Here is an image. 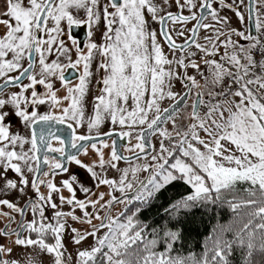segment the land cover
I'll return each instance as SVG.
<instances>
[{
    "label": "snow or ice",
    "instance_id": "1",
    "mask_svg": "<svg viewBox=\"0 0 264 264\" xmlns=\"http://www.w3.org/2000/svg\"><path fill=\"white\" fill-rule=\"evenodd\" d=\"M0 217V264H264V0H0Z\"/></svg>",
    "mask_w": 264,
    "mask_h": 264
},
{
    "label": "trees",
    "instance_id": "2",
    "mask_svg": "<svg viewBox=\"0 0 264 264\" xmlns=\"http://www.w3.org/2000/svg\"><path fill=\"white\" fill-rule=\"evenodd\" d=\"M230 219V214L225 209L220 212L218 221L221 224H226ZM216 220L208 221L207 218L205 219V223L203 224H197L195 227L198 230V234L196 231H194L187 241L188 247L191 248L192 251L199 252L200 249V242L203 240L204 236L208 234L209 229L216 224ZM187 250V249H186Z\"/></svg>",
    "mask_w": 264,
    "mask_h": 264
},
{
    "label": "flooded vegetation",
    "instance_id": "3",
    "mask_svg": "<svg viewBox=\"0 0 264 264\" xmlns=\"http://www.w3.org/2000/svg\"><path fill=\"white\" fill-rule=\"evenodd\" d=\"M75 36L77 39L83 41L87 40V36H86V29L85 28H81V29H77L75 32ZM3 221V217H0V222ZM0 226H2V224H0Z\"/></svg>",
    "mask_w": 264,
    "mask_h": 264
}]
</instances>
